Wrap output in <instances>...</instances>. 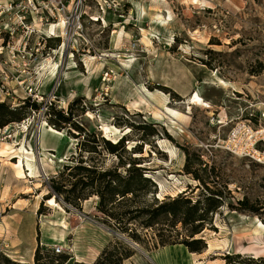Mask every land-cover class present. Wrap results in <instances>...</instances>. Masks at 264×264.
<instances>
[{
	"label": "rangeland",
	"instance_id": "1",
	"mask_svg": "<svg viewBox=\"0 0 264 264\" xmlns=\"http://www.w3.org/2000/svg\"><path fill=\"white\" fill-rule=\"evenodd\" d=\"M32 21L38 30L31 43L47 37L35 42V57L24 53L26 59L22 54L11 64L5 50L2 58L9 62L0 61V102L16 107L29 100L40 107L28 106L25 119L0 128L1 146H13L0 155V259L35 264L39 245H58L73 264L93 260L115 241V221L99 210L97 195L80 207L47 197L50 180L80 153L105 168L117 165V155L94 140L124 135L155 185L129 195L115 214L182 194L208 206L210 187L223 192L221 205L206 215L198 236L209 250L193 256L194 263L222 264L220 256L213 259L222 253L264 258V164L215 150L238 119L264 103V0H52ZM51 63L60 65L53 77ZM196 93L211 107L190 103ZM60 110L72 112V126L51 123ZM44 122L63 133L55 136L60 151L40 148ZM142 123L151 126L138 128ZM74 124L83 128L81 135ZM93 144L97 151L85 150ZM22 145L33 151V176L18 173ZM120 154L128 156L122 149ZM131 227L144 242L130 241L137 254L128 264H156L162 226ZM176 229L173 234L183 239L186 228L179 222Z\"/></svg>",
	"mask_w": 264,
	"mask_h": 264
},
{
	"label": "trees",
	"instance_id": "2",
	"mask_svg": "<svg viewBox=\"0 0 264 264\" xmlns=\"http://www.w3.org/2000/svg\"><path fill=\"white\" fill-rule=\"evenodd\" d=\"M28 106L34 110L40 109L35 101L32 103L29 100L24 101L22 105L16 107L6 102H0V128L25 119L28 116V112L25 111ZM51 106H53V103ZM55 116L51 123L56 128L63 129L66 126H72L73 114L71 111H55ZM74 126L80 131L78 135H81L83 128L75 124ZM150 126V124L142 123L138 128L145 129ZM125 137L124 135L119 140L112 141L102 136L99 137V140H96V138L94 140V142L102 143L108 152L117 155L119 162L114 167H102L94 156H85L84 153H80L78 158L73 157V163L64 165V170L69 171L68 176L71 178H64L65 171H62L58 177H53L50 180L49 197L47 198H51L55 194L57 198L62 197L75 207H80L83 200L97 195L99 197V210L114 219L115 222L112 227L116 232H119V234L117 233L118 235H115V241L110 240L94 261H75L73 264H124L125 260L136 254V250L130 244V241L142 245L144 242L137 229L131 227L136 224L145 229L162 226L157 234L158 241L155 247L183 244L191 252H204L208 248V241L198 235L206 226V215L220 207L222 191H214L207 187L211 193L207 197L208 206L204 204V207H201L200 200L193 203L191 198L182 194L175 198L169 197L160 202L156 200L155 204L145 203L142 205L143 207L138 206L135 209L121 213L120 215L122 216L120 217L115 214L114 210L116 207L129 199V195L133 196L143 193L147 188L146 186L155 185L152 179L146 175L145 167L140 165L142 163L141 157L133 156V153H136L137 150L133 152V148L131 150L126 148ZM86 143L87 141H82V145H86ZM96 145L93 144L88 146V149H84L89 152H95L97 151ZM121 149L128 153L127 157H122L120 154ZM121 167L126 168L125 173L120 170ZM239 202L240 204H246V200H239ZM127 214L130 215L128 216ZM124 215L127 217L125 218ZM179 222L187 230L183 239L178 238V232L173 234V230L178 231L176 226ZM165 231L170 233L166 234L164 233ZM120 234L125 235L121 237L119 236ZM222 258L225 260V264H233V261L238 264H264V258L242 257L239 253L224 254ZM70 259L71 257L61 254V252H56L55 249L43 250L40 245L34 253L35 264H68ZM0 264L29 263L2 257Z\"/></svg>",
	"mask_w": 264,
	"mask_h": 264
},
{
	"label": "built area",
	"instance_id": "3",
	"mask_svg": "<svg viewBox=\"0 0 264 264\" xmlns=\"http://www.w3.org/2000/svg\"><path fill=\"white\" fill-rule=\"evenodd\" d=\"M50 1L52 0H0V61L2 56L6 58L5 50L9 53L7 58L11 64L15 63L16 58L22 54L25 59L27 56L29 59L35 57L34 54L38 52V49L33 48L35 42L39 45L41 39L46 41L47 37L38 35L37 40L31 43V34L38 30L32 19L35 13L40 12L42 5ZM44 13L41 15L42 21ZM47 14L51 18L56 17L54 11L53 13L49 11ZM29 16L32 18L30 19ZM58 24L59 22H55L52 25ZM21 31L25 33V37L18 36ZM8 60L3 59L2 61L8 63ZM215 148L230 157L249 159L264 164V103L254 109L248 118L238 119L229 128L225 138L219 139ZM208 151L209 156L214 157V151L212 149ZM61 250L58 245L55 247L56 252H61Z\"/></svg>",
	"mask_w": 264,
	"mask_h": 264
},
{
	"label": "crops",
	"instance_id": "4",
	"mask_svg": "<svg viewBox=\"0 0 264 264\" xmlns=\"http://www.w3.org/2000/svg\"><path fill=\"white\" fill-rule=\"evenodd\" d=\"M55 136L56 135L52 133L51 131L45 130L42 134H40V145H41L40 148L42 150L51 149V150L60 151L62 147H61V144L59 143V140ZM156 250H157V253L153 255V260L156 262V264H199L202 262V260L199 259L198 262L194 263L195 260H193V256H197L201 258L202 254H204L205 252L209 250V242H208V248L202 253L191 252L183 244L167 245V246L159 247ZM136 254L133 255L131 258L125 260L124 264H128V262H131L132 260H134L136 258ZM98 255H96L93 260L87 261V262L94 261ZM215 256H220V259L223 261L222 264H225V260L222 258L223 253L219 255H214V257ZM214 257L213 259H218L217 257L215 258ZM33 258H34V253H33Z\"/></svg>",
	"mask_w": 264,
	"mask_h": 264
},
{
	"label": "bare ground",
	"instance_id": "5",
	"mask_svg": "<svg viewBox=\"0 0 264 264\" xmlns=\"http://www.w3.org/2000/svg\"><path fill=\"white\" fill-rule=\"evenodd\" d=\"M64 23L62 22L60 24V26H64ZM64 45H66V43H64ZM52 62V61H51ZM52 64V63H51ZM45 65V64H44ZM60 65L58 63L52 64V66L50 67L49 71L51 72V77L56 76L59 72V67ZM44 68V67H43ZM190 103L193 104H200L203 105L204 107H211V105L207 102H205L198 93H196L194 95L193 98H191ZM26 126V125H25ZM45 130H49L52 133H54L55 135L58 136H62L63 133L53 127H51L48 123L44 122L43 125L40 128V134H42ZM11 147H13L12 145H10L9 143H6V146H1L0 143V155L7 153ZM19 149V161L18 163H16V165L18 166V173L20 174V176H33L34 172H35V164H34V158H32L33 151L28 149L27 146L22 145L21 147H18ZM51 155L53 158L57 157L55 154H49ZM50 159V158H49ZM53 160V159H52ZM61 161H63V159H60ZM29 172V173H28Z\"/></svg>",
	"mask_w": 264,
	"mask_h": 264
},
{
	"label": "water",
	"instance_id": "6",
	"mask_svg": "<svg viewBox=\"0 0 264 264\" xmlns=\"http://www.w3.org/2000/svg\"><path fill=\"white\" fill-rule=\"evenodd\" d=\"M5 130H6V131H8V130H9V127H8V128H6Z\"/></svg>",
	"mask_w": 264,
	"mask_h": 264
}]
</instances>
